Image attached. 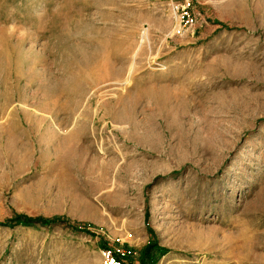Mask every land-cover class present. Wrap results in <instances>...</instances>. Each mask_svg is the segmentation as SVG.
Returning a JSON list of instances; mask_svg holds the SVG:
<instances>
[{
  "label": "rangeland",
  "instance_id": "obj_1",
  "mask_svg": "<svg viewBox=\"0 0 264 264\" xmlns=\"http://www.w3.org/2000/svg\"><path fill=\"white\" fill-rule=\"evenodd\" d=\"M150 242L264 264V0H0V264Z\"/></svg>",
  "mask_w": 264,
  "mask_h": 264
},
{
  "label": "trees",
  "instance_id": "obj_2",
  "mask_svg": "<svg viewBox=\"0 0 264 264\" xmlns=\"http://www.w3.org/2000/svg\"><path fill=\"white\" fill-rule=\"evenodd\" d=\"M16 219V220H15ZM15 220V221H14ZM55 221H58V219H53V220H45L41 218H30L27 216H18L17 218H13L8 221V223H5L7 225L9 224H33L35 222H43V223H53ZM167 252V249L165 247L160 246L157 242H150L147 244L143 251H142V257L140 260L139 264H156L159 258ZM120 264H136L134 261H128V262H123L120 261Z\"/></svg>",
  "mask_w": 264,
  "mask_h": 264
},
{
  "label": "built area",
  "instance_id": "obj_3",
  "mask_svg": "<svg viewBox=\"0 0 264 264\" xmlns=\"http://www.w3.org/2000/svg\"><path fill=\"white\" fill-rule=\"evenodd\" d=\"M183 17H186L187 18V23L189 22V21H191V20H189L188 19V13L187 12H184L183 13ZM108 255V254H107ZM108 257V256H107ZM107 264H120V262H118V260H116V258H113V257H111V258H108V260H107Z\"/></svg>",
  "mask_w": 264,
  "mask_h": 264
}]
</instances>
